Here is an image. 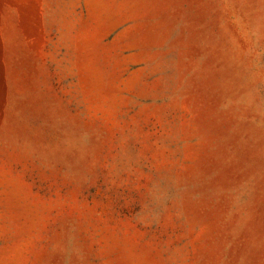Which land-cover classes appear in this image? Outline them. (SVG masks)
Segmentation results:
<instances>
[{"label":"rangeland","instance_id":"rangeland-1","mask_svg":"<svg viewBox=\"0 0 264 264\" xmlns=\"http://www.w3.org/2000/svg\"><path fill=\"white\" fill-rule=\"evenodd\" d=\"M0 264H264V0H0Z\"/></svg>","mask_w":264,"mask_h":264}]
</instances>
